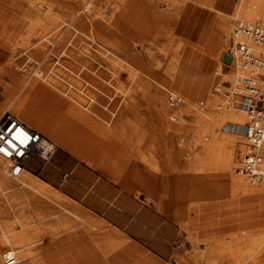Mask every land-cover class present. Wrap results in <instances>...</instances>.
Here are the masks:
<instances>
[{
    "label": "bare ground",
    "instance_id": "6f19581e",
    "mask_svg": "<svg viewBox=\"0 0 264 264\" xmlns=\"http://www.w3.org/2000/svg\"><path fill=\"white\" fill-rule=\"evenodd\" d=\"M159 2L174 4L178 0H131L130 7H137L135 20H140L121 19L123 25L116 28L111 26L110 18L90 13L93 4L108 6L111 0H0V46L11 50L10 60L24 51L25 58L40 66V79H26L27 93L18 102L9 103L15 81L5 84V105L27 128L41 133L52 151L51 161L44 165L49 181L34 176L27 166L13 181L7 176L0 178V264H7V256L13 257V264H162L159 256L138 241L140 232L137 238L130 236L117 222L87 207L100 206L97 189L90 192L85 206L53 183L58 180V161L63 152L84 161L81 154L86 150L78 142L87 145L99 140L102 157L91 164L84 156L85 161L98 166L107 179L130 190L125 181L129 175L126 164H121L120 170L114 169L117 158L127 151L125 144L132 143L130 152L140 153L144 166L151 154V141L178 137L177 144L183 148L185 135L181 132L189 128L195 131L191 137L192 162L180 175L223 174L229 180L230 198L188 200L185 213L174 220L187 235L194 253L189 259L181 256L176 260L179 264H264V229L252 234L253 230L246 226L237 232L228 224L237 221L233 226L238 227L237 217L264 216V142L256 147L246 134L250 120L247 91L264 84V61L258 56L261 44L246 26L258 21L264 27V0H237L233 15L236 22L231 30L226 18L231 15L220 12L222 17L215 27L220 33L214 38L222 45L232 34L231 47L221 52L222 57H230L228 63H221L218 56L205 49L187 47L188 42L174 33L172 19L162 28L142 26V10L147 11L151 24L163 19ZM126 21L139 24L129 27ZM64 22L72 28L61 29ZM32 38L40 41L34 44ZM149 45L156 51L148 53ZM239 45L247 47L248 52ZM223 66L230 68L228 73ZM99 73L116 78L117 96L104 114L96 106L97 94L83 83ZM124 73L128 82L120 78ZM187 78L194 81L190 83ZM222 78L230 81L225 95L224 89L222 92L214 84ZM74 88L82 94L78 95ZM34 91L53 102L54 108H67L59 126H52L46 117L26 107L25 101ZM133 95L144 102L151 101L153 111L149 115L137 114L132 109ZM247 158H255L253 173L242 170ZM105 159L107 163L101 162ZM33 163L30 160L28 165L32 167ZM67 163L65 160L62 165ZM136 167L133 182L141 177L140 165ZM80 173V166H74L71 174ZM63 179L65 190L80 194L78 185ZM22 192L29 195L24 197ZM145 198L162 209L164 204L153 191ZM15 210L19 211L17 216L7 219ZM34 218L50 219L47 241L43 238L44 228L32 223ZM33 245L38 248L35 252L30 248Z\"/></svg>",
    "mask_w": 264,
    "mask_h": 264
},
{
    "label": "rangeland",
    "instance_id": "374dc122",
    "mask_svg": "<svg viewBox=\"0 0 264 264\" xmlns=\"http://www.w3.org/2000/svg\"><path fill=\"white\" fill-rule=\"evenodd\" d=\"M188 0H178V2L174 4H167L163 2H159L158 6L159 9L164 12V17L162 20H160L158 23L151 24L149 21V16L147 14L146 10H142V17L141 21L139 22L142 26H157L158 28H162L168 23H171V19L173 20V12H175L177 9H180ZM112 4H109L108 6H104L103 4H93L91 6L90 13L94 17H100L104 16L105 18H110L112 20L111 26H114L116 28L122 26L123 24L120 23L121 19L125 20H132L137 17L135 14L137 7L131 6L130 2L131 0H111ZM237 2V0H235ZM117 6V7H116ZM81 5L77 7V9H80ZM43 9V8H41ZM116 9V10H115ZM133 12V13H130ZM231 16H228V27L229 30L233 27L236 20L233 18L234 15V8L230 13ZM111 16V17H110ZM220 17L222 15L218 13V21L220 20ZM137 20H140L139 18ZM135 20V21H137ZM239 20H242V18H239ZM247 21V20H243ZM67 22V21H66ZM138 22V21H137ZM73 23V21H72ZM139 23L135 22H128L126 21V25L129 27H134V25H138ZM172 24V23H171ZM70 25H67L65 22L62 24L61 29H70L72 28ZM67 27V28H66ZM69 27V28H68ZM216 33H220L218 29H214L212 34H208L206 39L202 41V46H196L194 44L186 43L187 47L190 48H198L199 50H207L215 54L219 57V61H222L221 52H227L228 48L231 47V41H232V34L230 35V39L223 43L222 45L220 43L217 44V41H215V35ZM35 39V38H34ZM33 38L31 39L34 44L38 43L40 40ZM192 40H195L192 39ZM3 47V46H2ZM150 48H148V53H153L156 51L155 47L153 45H149ZM9 51V57L8 59L3 63L2 66H0V77L3 78V86L5 88V84L7 82H10L11 80H14L16 83V88L14 92L11 93L9 96V103H16L18 102L22 97H24L27 93V81L28 80H34V79H40L38 76V69L40 66L33 61L29 60L28 58H25L24 51H22L21 54L14 57L13 60H10V57L12 56L11 50ZM49 58H53V55L49 52ZM147 58L150 60V56L147 55ZM158 60H163V56L159 53ZM6 63V64H5ZM222 63V62H221ZM223 70L225 73H228L230 68H227L226 66H223ZM10 71H13L14 74L10 73ZM126 74H122L120 76L121 80H124L125 82H128V79L126 78ZM116 78L113 76H110L109 74L99 73L94 74L92 78L88 81L83 80L84 87H89L92 89L93 92L97 94V98L99 99V102L96 103V106L100 109V114L107 113L109 111V108L113 104L116 98V90H115V80ZM189 79L190 83L194 81L191 78ZM76 90V93L82 94L80 90L77 88H74ZM227 89H224V95L226 94ZM223 95V96H224ZM41 95L39 92H33L29 95V98L26 99L25 104L26 107L34 109V112L40 116V117H46L50 124L54 127L59 126L61 123L60 117L67 111V108H60L56 109L54 108L53 102H50L49 100L44 99L43 97H40ZM134 98H132V109L137 112V114L140 115H149L153 111V104L151 101H142L140 100L141 97L138 95H133ZM5 96L3 101V110L0 112V117L6 112H10L12 115L17 117L20 121H22L18 116H16L12 110L8 109L7 104L5 105ZM35 130V129H34ZM194 129L189 128L183 130L181 133L185 135V141H184V147L181 148L177 144L178 137L176 139L172 137H159L157 139H154V141H151V143L148 145L150 148L151 154L148 155L147 161L148 164L143 166V161H140V153H132L130 152V145L132 143H126L125 150L123 152V157L117 158L118 165L114 168L115 170H120L121 164H126V171L129 172V175L126 176L125 181L127 179H130L132 177V173L137 168V165H140L139 170L150 168L157 172L162 173L164 176H173V175H180L187 172L186 165L190 162H192V155L194 148L192 147L191 143V137L194 134ZM47 138V137H46ZM80 138L76 134L75 141H79ZM81 142V141H80ZM79 143V145H82V147L86 150L83 154V160H77L74 156L72 157L71 154L67 152H63L61 157V160L58 161V166L62 167L58 180L56 183H53L54 187H58L57 189L64 191L67 193L68 196H70L72 199L80 202L82 205L84 204L87 206L86 199L88 196L91 195V193L97 189L98 192H96L97 196L101 199L100 206H93L89 207L92 211L102 215L107 220L115 221L114 224L118 225L121 229H123L127 234L130 236L136 237L137 233H141V237L138 238V241L141 242L146 248L153 251L157 256H159V260L162 264H165L166 262H169L170 264H179V262L176 260V257H186V259H189L190 256L193 255V249L191 247V244L189 240L187 239V235L181 230L179 224L175 222L171 217H169L167 214L163 213L162 209H158L155 203L152 200H148L145 198V195L143 192L138 191H129L125 187L116 184L115 182L111 181L110 179H107V177L103 173H101L98 166H92L91 164L94 162L96 163L97 160H99L102 157V143L99 142V140H93L90 143L83 144ZM136 143V142H135ZM133 142V145L135 144ZM88 146V148H87ZM119 146V145H118ZM58 150H56L53 154V156L57 153ZM64 154V155H63ZM71 155V156H70ZM114 155V153L112 154ZM88 159V161L91 162L88 163L85 161V157ZM65 157V158H64ZM70 160H69V159ZM123 158L128 159L127 163H125ZM52 157L44 161L39 158V165L36 171H32L33 175L36 177H39L45 181H49L47 176L45 174H42L40 172L41 168L49 163L51 161ZM68 161L71 164L72 168H67L62 163L64 161ZM74 160V161H73ZM72 162V163H71ZM103 163H107L108 160H101ZM74 166H80L81 173L79 175H73L71 174L72 169ZM135 167V168H133ZM133 168V170H132ZM64 170H68L67 172ZM140 175V174H139ZM70 176V177H69ZM63 177H66L67 181L70 180L73 184L78 185L81 192L80 194H76L73 191H67L63 187L64 181ZM9 181H13V177H9ZM95 178V179H94ZM77 179V180H76ZM94 179V180H93ZM103 181H102V180ZM105 179V180H104ZM106 181V182H105ZM93 182V183H92ZM109 184H108V183ZM97 184V185H96ZM95 185V186H94ZM106 187V189L103 188ZM101 190H100V189ZM108 188V189H107ZM92 189V190H91ZM110 192H106V191ZM21 192V191H20ZM91 192V193H90ZM112 192V193H111ZM146 194V193H145ZM21 195L24 197L28 196L29 194L27 192H22ZM105 195V196H104ZM167 195V191L165 187L161 190L159 198L162 200V203L164 202L165 196ZM105 197V198H104ZM226 198H230V196H226ZM116 199V200H115ZM4 197H2V202H4ZM112 200V201H111ZM121 200V201H120ZM129 203V204H128ZM27 204V205H26ZM24 205L27 206V209L29 211H32V208L28 205V203L25 201ZM19 213L18 210L11 211L9 215L7 216V219H14L17 214ZM166 215V216H165ZM238 218V219H237ZM239 221L238 227H234L235 223L237 221H234L230 223L232 230L234 231H241L244 230L246 226H248V230H253L252 234L259 233L260 229H264V216H252V217H237ZM34 224H38L39 226L44 228V240L47 241L49 238V223L50 219L44 218L42 220H38L34 218L32 221ZM21 227H18L20 229ZM46 229V230H45ZM48 229V230H47ZM196 234V232H195ZM137 238V237H136ZM202 249L204 248V245H201ZM31 249L34 248L32 251L35 252L38 250L36 245H33L30 247ZM174 253V254H173Z\"/></svg>",
    "mask_w": 264,
    "mask_h": 264
},
{
    "label": "crops",
    "instance_id": "0c3cea01",
    "mask_svg": "<svg viewBox=\"0 0 264 264\" xmlns=\"http://www.w3.org/2000/svg\"><path fill=\"white\" fill-rule=\"evenodd\" d=\"M234 4L235 0H188L180 9L172 13L174 16L172 20L174 33L190 44L202 46V41L206 39L208 34H212L216 27L218 13L230 14ZM194 38L195 40H192ZM8 57V49L0 46V66ZM3 101L4 86L3 78L0 77V112L4 107ZM30 160L35 163L32 167L28 165ZM24 164L31 171H36L39 165V157L31 155L25 160ZM64 166L72 168L69 162ZM59 170H61L60 167ZM40 172L45 174L44 166ZM140 176L137 182H133L132 178L127 179L126 185L131 187V191L143 192L144 195L153 191L156 198H159L161 190L165 187L167 195L163 202L162 211L173 220L185 213L189 199H227L226 196H230L229 180L223 174L173 175L166 177L160 172L146 168L141 169ZM156 186L157 188H155Z\"/></svg>",
    "mask_w": 264,
    "mask_h": 264
},
{
    "label": "built area",
    "instance_id": "2783aa9c",
    "mask_svg": "<svg viewBox=\"0 0 264 264\" xmlns=\"http://www.w3.org/2000/svg\"><path fill=\"white\" fill-rule=\"evenodd\" d=\"M249 33H252L261 44V51L258 56L264 61V27L262 23L256 21L251 26H246ZM240 48L248 52V48L239 45ZM220 91L230 87V81L222 78L214 81ZM219 92L218 89L215 88ZM247 108L250 113V120L247 123L246 134L252 143L258 147L264 142V84L255 87L249 91ZM44 137L36 130L29 129L20 122L10 112H5L0 117V157L3 163H0V178L17 177L25 166V160L35 155L40 159L47 161L52 154L45 144ZM255 167V158H247L243 164L242 170L246 173H253ZM7 264H13L14 259L11 256L5 257Z\"/></svg>",
    "mask_w": 264,
    "mask_h": 264
},
{
    "label": "water",
    "instance_id": "95a60500",
    "mask_svg": "<svg viewBox=\"0 0 264 264\" xmlns=\"http://www.w3.org/2000/svg\"><path fill=\"white\" fill-rule=\"evenodd\" d=\"M222 60L228 63V62L230 61V57L227 56V55H224V56L222 57Z\"/></svg>",
    "mask_w": 264,
    "mask_h": 264
},
{
    "label": "snow or ice",
    "instance_id": "6c2138e0",
    "mask_svg": "<svg viewBox=\"0 0 264 264\" xmlns=\"http://www.w3.org/2000/svg\"><path fill=\"white\" fill-rule=\"evenodd\" d=\"M0 151H2V149H0Z\"/></svg>",
    "mask_w": 264,
    "mask_h": 264
}]
</instances>
